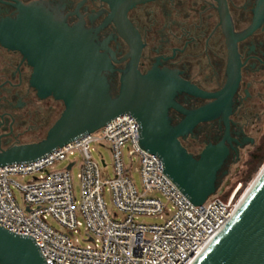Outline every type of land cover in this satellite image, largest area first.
Returning <instances> with one entry per match:
<instances>
[{"label": "flooded vegetation", "instance_id": "af4514ba", "mask_svg": "<svg viewBox=\"0 0 264 264\" xmlns=\"http://www.w3.org/2000/svg\"><path fill=\"white\" fill-rule=\"evenodd\" d=\"M55 17L82 30L84 49L74 62L85 78L92 72L95 80L100 71L112 99L129 81L136 105L172 104L173 127L203 107H215L179 139L196 158L223 144L229 153L217 194L243 187L235 178L245 179L264 155V0L137 4L127 14L132 45L105 0H0V153L42 140L65 110L63 101L41 92L40 63L30 64L11 42L15 32L23 39L29 22Z\"/></svg>", "mask_w": 264, "mask_h": 264}, {"label": "built area", "instance_id": "2783aa9c", "mask_svg": "<svg viewBox=\"0 0 264 264\" xmlns=\"http://www.w3.org/2000/svg\"><path fill=\"white\" fill-rule=\"evenodd\" d=\"M138 127L133 116L120 115L39 161L0 167V227L35 238L48 264H193L233 218L244 195H239L242 184L227 202L217 196L193 205L164 174L161 159L141 149ZM97 145L111 152V178L102 172L106 160L100 164L93 156ZM65 161L66 168L55 169ZM76 166L79 198L72 176ZM29 176L25 185L15 180ZM105 190L114 214L107 209ZM141 216L163 222L142 224ZM50 218L62 230L50 225ZM82 229L85 246L76 237Z\"/></svg>", "mask_w": 264, "mask_h": 264}, {"label": "water", "instance_id": "95a60500", "mask_svg": "<svg viewBox=\"0 0 264 264\" xmlns=\"http://www.w3.org/2000/svg\"><path fill=\"white\" fill-rule=\"evenodd\" d=\"M112 18L129 44L128 11L140 3L153 0H105ZM21 40L13 33L12 45L20 49L30 64L40 63L41 92L63 101L65 110L46 136L31 144L14 146L0 153V167L14 163L39 161L82 135L94 133L116 117L129 114L139 127V146L163 163L164 174L190 200L201 206L217 197V178L228 156L223 145L208 146L196 158L182 145L180 136L200 121L211 117L215 107L206 106L195 112L190 121L173 127L168 118L172 106L165 101L136 105L130 83L122 95L112 99L106 78L98 71L85 78L84 70L74 62L84 48L82 30L70 28L62 19L29 22ZM137 55L141 45H137ZM77 53V54H75ZM79 54V55H78ZM72 62V63H71ZM104 69L109 60L103 56ZM71 169V166H69ZM36 239L17 235L0 227V264H48ZM193 264H264V172L241 202L233 218Z\"/></svg>", "mask_w": 264, "mask_h": 264}, {"label": "rangeland", "instance_id": "374dc122", "mask_svg": "<svg viewBox=\"0 0 264 264\" xmlns=\"http://www.w3.org/2000/svg\"><path fill=\"white\" fill-rule=\"evenodd\" d=\"M95 151L93 152V156L95 158V160H97L100 164H101V160L102 158H104L106 160V164L107 167L106 168H102V172L104 174V177H112L113 174V162H112V155L111 152L108 150V148H105L103 146H95ZM127 153V151H126ZM68 165V162H62V163H57L55 165V169L56 170H62L64 168H66V166ZM264 167V161L262 164H257L255 166V168L252 170V172L245 178L242 179L240 178V175L237 176L234 180L235 183H238L239 181H241L243 183V187L241 188L239 195H243L246 190L249 188V186L252 184V182L256 179V177L258 176L259 172L261 171V169ZM244 170V169H242ZM78 173H79V169L76 166L73 171H72V176H73V184H74V190H75V194L76 196L79 198L80 197V182L78 179ZM133 178L137 184L138 187H140V176L138 173L134 172L133 173ZM31 177H27L22 179L21 177H15V180L22 184L25 185L28 181H30ZM232 189V187H230L227 192H229ZM14 194L18 200V202L21 204V196H20V192L18 189H14ZM219 198L223 201V202H227L228 200V196L224 195V196H219ZM104 199L107 205V209L109 211L110 214H114L117 210L112 202V198H111V194L105 190L104 192ZM137 221L139 223L142 224H146V225H154V224H160L163 222V220H161L160 218H156V217H147V216H141L137 219ZM50 223V225H52L55 229L57 230H62V228L60 227V225L54 221L52 218L49 219L48 221ZM84 230L82 229L81 234H76V237L79 238L81 240V244L83 246L86 245V242L83 241L84 239Z\"/></svg>", "mask_w": 264, "mask_h": 264}, {"label": "bare ground", "instance_id": "6f19581e", "mask_svg": "<svg viewBox=\"0 0 264 264\" xmlns=\"http://www.w3.org/2000/svg\"><path fill=\"white\" fill-rule=\"evenodd\" d=\"M264 172V167L261 169V171L259 172L258 176L256 177V179L252 182V184L249 186V188L246 190V192L243 195L242 201L243 199L247 196L248 192L250 191V189L252 188V186H254L257 178Z\"/></svg>", "mask_w": 264, "mask_h": 264}, {"label": "trees", "instance_id": "16d2710c", "mask_svg": "<svg viewBox=\"0 0 264 264\" xmlns=\"http://www.w3.org/2000/svg\"><path fill=\"white\" fill-rule=\"evenodd\" d=\"M263 161H264V155H263L262 157H260V159H259V161H258V165H259V164H262ZM231 192H232V189L227 193V196H229V195L231 194Z\"/></svg>", "mask_w": 264, "mask_h": 264}]
</instances>
